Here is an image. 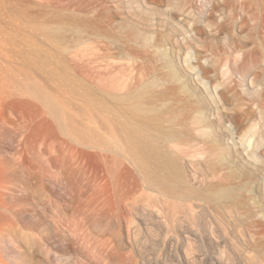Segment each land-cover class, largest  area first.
Segmentation results:
<instances>
[{
	"label": "rangeland",
	"instance_id": "374dc122",
	"mask_svg": "<svg viewBox=\"0 0 264 264\" xmlns=\"http://www.w3.org/2000/svg\"><path fill=\"white\" fill-rule=\"evenodd\" d=\"M140 91L194 167L177 194L117 142ZM239 107L264 118V0H0V264H264V149L240 153Z\"/></svg>",
	"mask_w": 264,
	"mask_h": 264
},
{
	"label": "bare ground",
	"instance_id": "6f19581e",
	"mask_svg": "<svg viewBox=\"0 0 264 264\" xmlns=\"http://www.w3.org/2000/svg\"><path fill=\"white\" fill-rule=\"evenodd\" d=\"M222 27L223 24L219 26L220 29ZM254 51H256V49ZM221 62L215 61L211 63V71L218 72L220 69L224 71L227 70L225 66L226 62L223 63V65H221ZM184 63L187 64L186 66H188L189 69H193L190 67L187 60H185ZM236 63L237 66L245 64L244 60L237 61ZM171 72L172 76L178 81L180 88L185 93L189 94L191 89L188 83L181 80L182 78L179 77V73L175 68H172ZM247 73L244 74L246 75ZM243 86L244 80L242 79L239 82H234L233 85L230 84V87L227 85L224 86V92L228 94V92L235 88ZM144 94V92L140 91L135 95L136 103L129 113L128 118L116 127L115 135L117 137V142L122 148L125 156L135 165L136 169L142 174L143 179L149 186L156 187L165 194H177L180 192L181 186L193 177L191 173L194 171V167L182 163L178 155L174 152L173 148L176 147L177 141L181 137L180 133L174 128L164 131L159 127L162 111L152 106L145 107L142 101ZM202 111H198L197 119L200 123V127L204 129L203 133H206V129L209 128L210 123L202 114ZM227 119L229 122L234 123L238 129L242 128L243 130V133L241 132L242 134L239 136L241 144L239 150L241 154L253 159L257 153L262 152L261 150L264 149V135L262 133L264 118H262V116L258 118L254 107L236 108L228 117H223L224 121H227ZM149 123H154L157 126L155 134L144 129V126ZM224 124L228 125V122ZM230 126L229 124L227 131L224 132L228 142L229 140L233 141V129L230 128ZM109 137L111 138L113 136L110 135ZM206 137L209 138L211 146L216 152V154H214V161L220 165H224L226 168H229V170L232 169V173L235 174L236 172L232 167V161L229 159L230 156H227L229 154V149L226 143L224 142L226 147H223V143L221 142L222 138L212 131H209ZM230 193L229 191H224L223 193L220 192L218 196L226 197ZM195 206L197 207V205ZM208 264H217V262L209 260Z\"/></svg>",
	"mask_w": 264,
	"mask_h": 264
}]
</instances>
